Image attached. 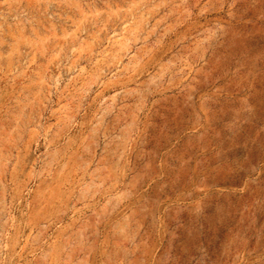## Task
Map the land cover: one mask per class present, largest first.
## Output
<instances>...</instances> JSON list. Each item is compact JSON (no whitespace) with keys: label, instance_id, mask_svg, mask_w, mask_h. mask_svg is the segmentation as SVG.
Here are the masks:
<instances>
[{"label":"rangeland","instance_id":"rangeland-1","mask_svg":"<svg viewBox=\"0 0 264 264\" xmlns=\"http://www.w3.org/2000/svg\"><path fill=\"white\" fill-rule=\"evenodd\" d=\"M0 264H264V0H0Z\"/></svg>","mask_w":264,"mask_h":264}]
</instances>
